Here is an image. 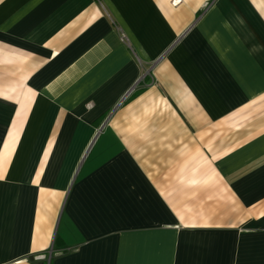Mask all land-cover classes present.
I'll use <instances>...</instances> for the list:
<instances>
[{
	"label": "crops",
	"instance_id": "obj_1",
	"mask_svg": "<svg viewBox=\"0 0 264 264\" xmlns=\"http://www.w3.org/2000/svg\"><path fill=\"white\" fill-rule=\"evenodd\" d=\"M0 264H264V0H0Z\"/></svg>",
	"mask_w": 264,
	"mask_h": 264
},
{
	"label": "built area",
	"instance_id": "obj_2",
	"mask_svg": "<svg viewBox=\"0 0 264 264\" xmlns=\"http://www.w3.org/2000/svg\"><path fill=\"white\" fill-rule=\"evenodd\" d=\"M120 37H121L122 41L127 42V38H126V36L123 33L120 34Z\"/></svg>",
	"mask_w": 264,
	"mask_h": 264
}]
</instances>
